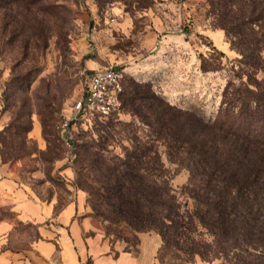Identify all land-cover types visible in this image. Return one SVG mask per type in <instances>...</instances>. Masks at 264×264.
Segmentation results:
<instances>
[{
  "label": "rangeland",
  "instance_id": "1",
  "mask_svg": "<svg viewBox=\"0 0 264 264\" xmlns=\"http://www.w3.org/2000/svg\"><path fill=\"white\" fill-rule=\"evenodd\" d=\"M234 1L0 0L2 174L33 199L54 200L58 207L82 192L88 207L85 216L92 219L84 237L97 233L113 245L135 249L134 235L109 228L95 217L88 191L95 188L96 192L97 175L90 170L89 160L96 153L114 159L137 144L150 146L165 166L167 178L162 181H169L182 211L192 212L195 204L183 191L189 172L170 160L165 142L135 115H161L171 107V115L184 112L210 123L216 120L240 58L223 28L230 29L234 22ZM187 26L189 34L184 33ZM203 63L210 71L202 70ZM112 65L124 71L127 93L133 83L152 87L158 96L148 102L153 113L137 102L138 114L125 106L112 124L95 119L78 125L75 149L67 151L57 126L71 116L87 76ZM11 208L0 199V220L14 217ZM192 239L211 263H235L219 253L221 239L202 228ZM179 246L189 247L181 242ZM198 261L200 256L173 247L158 256V264Z\"/></svg>",
  "mask_w": 264,
  "mask_h": 264
},
{
  "label": "trees",
  "instance_id": "2",
  "mask_svg": "<svg viewBox=\"0 0 264 264\" xmlns=\"http://www.w3.org/2000/svg\"><path fill=\"white\" fill-rule=\"evenodd\" d=\"M231 9L236 11L234 22L223 28L240 58L216 120L184 112L171 115V107L161 115H135L165 142L170 160L189 172L183 191L194 210L182 211L173 187L162 181L165 166L150 146L137 144L114 159L96 153L89 168L97 175V190L88 192L95 217L109 228L126 231L137 241L141 233H158L163 241L159 254L173 247L211 263L192 239L202 228L221 239L219 253L234 264H264V0H235ZM202 70L210 71L204 63ZM130 89L127 93L124 86L123 108L138 114L141 102L153 113L148 102L158 96L152 87L133 83ZM180 242L189 247L182 249Z\"/></svg>",
  "mask_w": 264,
  "mask_h": 264
},
{
  "label": "crops",
  "instance_id": "3",
  "mask_svg": "<svg viewBox=\"0 0 264 264\" xmlns=\"http://www.w3.org/2000/svg\"><path fill=\"white\" fill-rule=\"evenodd\" d=\"M0 199L14 213L12 219L0 220V264H158L163 241L155 231L139 234L136 249L113 245L97 233L84 237L92 219L85 216L88 207L80 191L58 207L54 200L45 203L30 197L0 168Z\"/></svg>",
  "mask_w": 264,
  "mask_h": 264
},
{
  "label": "built area",
  "instance_id": "4",
  "mask_svg": "<svg viewBox=\"0 0 264 264\" xmlns=\"http://www.w3.org/2000/svg\"><path fill=\"white\" fill-rule=\"evenodd\" d=\"M124 79V71L113 65L87 76L83 96L74 103L71 116L57 126L59 141L67 151L73 152L75 149L74 135L78 125L120 115L123 109Z\"/></svg>",
  "mask_w": 264,
  "mask_h": 264
}]
</instances>
